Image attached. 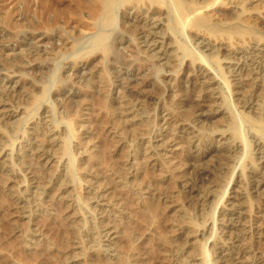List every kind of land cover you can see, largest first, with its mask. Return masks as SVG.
Returning a JSON list of instances; mask_svg holds the SVG:
<instances>
[{"label": "bare ground", "instance_id": "6f19581e", "mask_svg": "<svg viewBox=\"0 0 264 264\" xmlns=\"http://www.w3.org/2000/svg\"><path fill=\"white\" fill-rule=\"evenodd\" d=\"M69 1L72 2L73 7L65 10L61 7L53 6L50 2H48V0H45L43 9H45L46 21L44 25L37 30H16L10 39L5 41L2 35L3 32L0 29V56H3V58L5 57L9 61L6 62V64L22 60L25 56H27V58L31 57L39 59L37 63H32L26 59L22 62L23 64L17 66L19 71L10 69L12 67H9L10 70L20 73V75L38 74L41 75L42 78L44 71H48V60H51L52 58L50 57L55 56L56 54V52L54 54H50V52H52V50H49L51 45L59 48H74L81 41H88L87 47L83 48L84 50L80 49V53L73 56L70 60L62 63L59 71L57 72V79H55L56 81L53 83L54 88L52 92L50 91L51 98H54L55 100L57 99L56 97H65L70 98L71 100L76 98L78 93H76L74 87L80 86L87 80L85 79V75L87 74L86 69L88 67L86 64L87 57L90 55H94L95 58L101 57L106 70L109 72L111 77L118 82L117 88L120 90L119 92H121L129 100H124L121 96L113 98L114 106L111 107L113 124L112 126H108V133L111 135L110 139L116 138L114 142L117 144L120 143V145L124 144L127 146L130 145V147L133 146L140 148L141 151L139 153L129 154L127 157H130V159L133 157V161L141 159V164L147 166L144 168L143 176L146 177L145 179H150V176H152L154 171L158 172V176H162V178L160 177V182H168V180L171 182L175 178L177 180L176 186L178 188V195L182 198L181 206L184 208L182 211L186 209L185 211L188 212L197 204H203L211 197H215L217 195L216 188L218 185L219 187H222V185L216 181L211 185L210 191H202L204 184L207 182L211 183L213 176L216 174L222 176L223 179L226 178L227 175L233 178V174L228 172V167L230 161H232V157L240 152V143L243 145L242 147L245 152H247L248 148H250L249 146H251L252 152L257 151L262 154V157H260L261 155L259 157H255L250 152L245 156V158H242L243 160L240 162L242 163L241 172L239 174L242 180L238 181L236 188H240L242 186L244 188L245 186L246 189H252L254 192L260 190L264 183V108L262 105L264 102V86L252 84L251 86L249 85L248 88L244 89L246 86L241 82L240 78L243 73L244 75L246 73L247 75L252 74L251 71L247 72L244 69V66L247 65V63L254 64L256 60L264 62V42L258 41L259 39L254 41V39L246 45L249 50L246 48L242 49L241 47V49L231 50L226 45L224 46L220 43L214 44L215 41L213 43V41L210 42L208 39L206 40L205 37L197 34L195 31L201 30L206 33L210 32L215 34L225 29L223 32H235L238 36L245 40L244 36L246 34H252L253 32L249 33L252 25L248 27V32L243 30L242 27L244 23H258L259 21L264 23L263 14L257 12L255 7V5H260L262 2V6H264V0ZM252 3L256 4L252 5ZM222 5L227 7V11H221L220 8H222ZM253 7H255V9ZM212 16H214L215 19L219 18V20L224 17V21H221L222 25L214 22L213 20L211 21L210 19ZM249 24L250 23H248V25ZM258 24L260 25V22ZM253 27L257 28L255 26H252L251 28ZM183 35L186 39L192 40L193 44L195 43L196 46L201 45L205 40L206 42H203L204 44L201 46L202 49L206 48L208 50H213L216 53L215 56L219 55L223 58H227L229 60H227L229 65L228 67H232L233 69L236 67V71L234 72H239L238 74L240 76L238 77L239 80L236 82L234 81L232 84V80H230L227 75L229 72L223 73L224 81L228 87V95L233 93L231 86L236 85L237 88L241 89V91L246 93L248 92L246 97H244L245 94H242L243 97L242 95L241 97L238 96L236 100L232 101L231 105L226 104L225 97L224 100H222L221 105H218L216 109L210 108L206 103L207 98H209L208 92L216 90V80L210 76V71L208 72V69L205 66L200 65V63H196L198 58L201 59L205 55H202L203 53H201V51L198 54L192 53L188 50L187 46H182L183 44H180L178 39ZM57 52H59V50H57ZM178 53L181 54L179 59L181 60L182 58V64H180L183 65L182 68L180 67L179 71L176 70L177 73H175V71L174 73L164 75V73L167 72V68L174 67V61L176 60ZM185 57L186 59L184 60ZM206 58L209 59V57ZM240 58H243L246 61L239 62ZM217 62L220 68L221 61L219 64V59H217ZM2 63H0V70H9L6 68L7 65ZM207 63V67L213 66V63ZM262 64L256 65V70H254L255 73H264V64ZM161 70H163L162 74L160 73ZM213 73L215 74V72ZM162 76L174 79L176 81L175 86H168V80H165ZM259 76L257 78H260ZM30 80L25 81L23 85H32L36 88L35 84L30 82ZM11 81L9 83H12ZM163 83L167 84L166 87L162 88V91L167 96L165 101H169L171 106L174 105L171 109L164 107L163 104L161 105L160 103H155L154 96L150 94L154 88L159 87ZM5 85L6 84L2 85V87L0 86L1 107L7 104L6 102L11 104L13 103L10 92L8 93L5 91ZM51 86L52 84H50L49 87ZM49 87L38 88L40 95L35 97L34 101L31 102L32 108L35 107L34 105L39 102L43 96L46 97L49 95ZM227 98L230 97L228 96ZM258 99L260 102L262 100L261 104L260 102L259 104L257 103L259 101ZM106 101L107 100L104 102ZM140 103H150L151 105L155 104L153 112L151 115L146 112V117H140V122H133L134 117H137L135 108ZM231 106L235 108L234 110H237L236 108L241 106L243 108L241 112L246 113L245 115L243 114L244 116H241L240 114L238 115L241 120L240 123L237 119V115H234L236 117L235 118L232 115L234 112L231 114V109H233ZM32 108L31 110H34V108ZM47 112L48 110L46 107L41 106L39 115L42 117V122H40V124L43 126V131H40L39 133L35 132L38 127L34 125L29 134L28 131H25L17 142L14 141L17 146H15L16 156H14L13 160L19 161L18 163L25 166V170L27 172L24 173V178L26 179L28 185L35 184L36 187L41 188L44 191H47L48 189V191L56 190L62 195L69 190L70 187L68 181L74 179L76 174L75 171L81 172V170H84L86 174V178L84 180L85 182H89L87 194L91 195L95 199V205L99 206L101 201H107L106 199L110 198L106 196V189L99 192L96 190L94 185L96 181L102 177L91 172L93 167H96V160L91 165L90 163L86 164L81 161H76L75 165L72 162L71 168L67 171L63 169L59 175L52 177L48 186H45V181L47 180L46 176L38 178L36 175L34 176L35 170L33 169L34 166L32 163H30V159H39L48 164L54 161L55 157L53 155L55 153H60L63 156H67V161H71V151L67 143V141H69V137L67 138V134L69 131H72L73 135H75V133L72 127L68 132L65 128L59 130L58 126L53 128H51V126L48 127V125H50L49 121L52 123V119H49ZM23 114L24 112L22 110L8 111L6 117L12 118ZM218 115L229 116L228 118H224V129H219V125L210 124ZM32 116L33 115H31V117ZM127 118H129L128 121H126ZM207 123L209 125L205 127L202 125ZM244 123L247 124L246 127L251 129V131H254L249 132V129H246L248 136L246 133L245 135L249 137V141L245 140L246 138L244 137V134L242 135L244 140L241 136L244 132ZM84 130L83 134L85 135L91 133L87 129ZM58 131L59 133H62V135L64 134L66 136L63 140L61 139L62 142L59 141L61 145L52 140L55 139L53 136ZM172 131H177L180 135L173 136L171 135ZM214 132H217L214 141L220 144L219 147L213 145V143H215L212 142ZM29 135H33V138L29 143L23 145L22 138L28 137ZM154 138H158L156 143L152 142ZM235 140L240 142H237L239 145L235 143ZM171 144L173 145L171 146ZM83 145L84 144L82 143V147ZM175 145L180 146L182 154L181 159L176 161L164 159L163 151L172 149ZM106 146H104L105 149L107 148ZM78 148L80 147L77 145L73 146V156L76 155L75 153H79L77 150L80 149ZM85 148L86 147H84V149ZM50 152H53V155ZM7 155L8 154H6V152H3V149H0V173H3L11 178L15 176L14 172L7 170L2 160ZM30 155H33V157ZM210 155L215 156V161L213 160L214 162L211 165H207L206 163V165H204L203 160ZM94 158L97 159V157ZM65 165L67 166V164ZM128 170L130 171V167ZM118 172H120L119 168L114 169L112 173L110 172L111 176H109V174L108 176L110 178L112 177V180H115L120 174H118ZM112 174L117 175L112 176ZM163 176H167V178L164 179ZM160 186V184L149 180L148 183L143 185L137 184L136 187L129 190L131 205H135H132L134 207L132 213L135 217L140 218L141 223H148V212L157 205L156 201H159V203L161 202L166 206H169L167 204L173 202L172 200L174 196L163 191L164 189ZM236 188H232L229 192V194H233L234 200L230 201V199H225L220 203V207L230 205L233 209H229L227 213L223 210L218 211V217L219 220L222 221V225L217 227L216 230L219 235L211 244L213 247V251L209 255V262L211 264H218L216 263L217 261H219V263L221 262L220 264H258L260 261L264 260V255L256 251L257 249L252 243V240L249 239L248 234L242 233L243 235L240 236H230L234 225L228 221L233 218H237L238 220L242 218V208L238 206L239 204L234 202L239 198L236 194ZM7 193L12 198L18 214L21 215V217H29L28 215L30 214L25 215V213H28L25 210L27 207H30V194H28V196L23 195L25 191L23 192L20 190L16 195L11 189L7 190ZM143 193L148 195L145 204H142L140 199ZM43 201L44 200L41 201V205L44 204ZM262 201H264V199L261 200L262 205H264ZM66 206H68L69 210H73L72 204H68ZM123 209H119L120 211L118 212L125 213V210L123 211ZM211 209L212 208H210V211H212ZM97 210H99V208ZM186 214L187 213H185V215L181 214L178 218L179 224L184 221L186 225L178 227L181 232L177 235V239L175 238L174 240H170L168 237L166 238V236L158 237L156 240L153 238L156 241L155 245L159 242L158 245H162L161 249L164 250V252H167V255L170 258L172 257V259H174L173 257L175 251L173 250V247H167L169 244L171 246L174 243L177 244V246L181 244L185 245L188 238L201 240L205 237V235L209 234L207 232L208 228L205 229V231L203 230V222L197 221L199 220V217L202 216V212L196 213V218L189 217L188 214ZM205 214H209V210L208 213ZM95 216L97 221L95 222L96 225L94 224L90 228L94 231V234L98 235V238L105 237V241H107L109 247V251L106 252L114 253L117 249L115 247L113 248V245L119 230L115 229L113 225L110 224V215L105 211L101 210L96 213ZM121 218L122 217H119V219ZM216 220L218 221V219ZM214 222L215 220H213L212 226ZM247 222H250L248 226L252 229L251 234H253L255 229L264 225V221H259L254 218L251 219V221L248 220ZM71 227H73V225ZM199 228H202V230L199 231ZM78 229H80L79 226L76 230L79 231ZM242 230L244 231V229ZM77 231L75 234L78 233ZM130 232L127 231L128 234L130 233L128 240L133 238L131 237L132 234H134L133 230ZM69 233L71 234V232H68V234ZM65 234L67 235V233ZM63 235H59V237H61L60 239H63ZM79 235H81V233ZM79 235L78 237H83ZM34 236L33 232H27L26 235L25 233H21V238H18L21 241L31 242ZM83 239L84 238H82V240ZM88 239H90L89 242L94 244L90 237H88L87 240ZM225 243H228V245H225ZM159 247L160 246L157 248ZM225 249L229 250V252H224ZM57 251L59 250H53L51 253L55 254ZM86 251L88 254L94 252V250H90V247L89 249H86L85 252ZM97 251H99V249ZM68 252L69 251L67 250L62 252V254H59V257L63 255L65 256L63 258H69L67 255L71 254V252ZM58 253L59 252H57V254ZM87 253H83L82 258H86ZM203 254L205 255L204 250ZM204 255L203 257L206 258ZM104 257H109V255L105 253ZM175 259L178 264L179 262L180 264H186L187 262H185V260H180V258ZM119 263H121L120 259L117 264Z\"/></svg>", "mask_w": 264, "mask_h": 264}, {"label": "rangeland", "instance_id": "374dc122", "mask_svg": "<svg viewBox=\"0 0 264 264\" xmlns=\"http://www.w3.org/2000/svg\"><path fill=\"white\" fill-rule=\"evenodd\" d=\"M44 2L45 0H0V29L3 32L2 35L5 41H8L7 39H10V37L15 33L16 30H37L44 25L46 21L45 9H43ZM48 2H50L53 6L61 7L65 10L68 8L71 9L73 7L72 2H70L69 0H48ZM253 4L255 5L256 3H252V5ZM262 5L263 2L260 5H255V7L257 12H260L264 16V6ZM255 7L253 8L255 9ZM220 9L222 12H225V10L227 11V7H225L224 5H222V8ZM223 18L219 20V18L215 19L214 16H212L210 20H213L214 22L222 25L221 21H224ZM259 22L260 25L258 24ZM259 22H246L243 24L242 28L247 32L249 31L248 27H250L251 25L258 28H251V26V31L249 33H253L246 34L244 36L245 40L242 39V37L238 36V34L235 32H223L225 29L215 34L210 32L206 33L201 30H197L195 32L205 37L206 40L208 39L210 42L213 41V43L215 41L214 44L220 43L224 46L226 45L231 50L241 48H246L249 50L248 46L246 45H248L251 40L255 39L254 41H257V39H259L258 41L264 42V23L262 21ZM248 23L250 24L248 25ZM178 40L181 45L183 44L182 46H187L190 52L198 54L201 51V53H203L202 55H205L201 59L198 58L196 60V63H200V65L205 66L208 69V72L210 71V76H212V78L216 80V90L208 92L209 98H207L206 103L210 108L216 109L218 105H221L222 100H224L225 97L226 104L230 105L232 104V101L236 100L238 96L241 97L242 94H245L244 97H246L248 92L246 93L241 91V89L237 88L236 85L231 86L233 93L231 95H228V87L224 81L223 73L229 72L227 73V75L228 78L232 80V84L234 83V81H238V77L240 76L238 74L239 72H234L236 71V67L234 69L232 67H228L229 60L227 58H223L222 56L217 55L219 57L218 58L217 56H215L216 53L213 50H208L206 48L202 49L201 46L206 42L205 40L203 41L204 43L202 42L201 45L197 46L195 45V43L193 44L192 40L186 39L184 35L181 36V38H179ZM87 44L88 41H81L74 48H59L51 45V47H49V50H52L50 54H54L55 52L56 54L55 56L50 57L52 58L51 60H48V71H44L42 78L41 75L38 74L20 75V73L12 71H19L17 69V66L23 64L22 62H24L26 59L32 63H37L39 59L31 57L27 58V56H25L22 58V60L14 61L11 64H6V62L9 61L5 57L3 58V56H0V63L4 61L2 64L5 63L7 67L5 65L4 66L7 69H9V67H12L10 68L12 70L9 69L10 71L0 70V86L2 87V85L6 84L5 91H7L8 93L10 92L11 99H13L12 104L6 102L7 104L2 107L0 106V149H3V152H6V154H8L2 159L4 165L6 166L5 168L7 170L13 171L15 175L14 177L9 178L7 175L0 173V264H113V262L114 264H117L119 259L121 260V263L119 264H178L175 258H180V260H185V262L187 261L186 264H211L209 262V255L213 251V247L211 246V244L219 235L218 231L216 230L217 227L222 225V221L219 220L218 217V211L223 210L227 213L229 209H233V207H231L230 205L220 207V203L225 199H230V201L234 200L233 194H229V192L232 188L237 187L238 181L242 180L241 176H239L241 172L240 170L242 163L240 162H242V158H245V156L250 152L255 157H259L260 155V157H262V154L258 153L257 151L252 152L251 146H249L250 148H248V151L245 152L242 147L243 145H241L238 140H235V143H240V145L239 143L237 144L240 146L241 150L239 152L240 154L238 153L237 155H234V157H232V161H230L229 163L228 172L233 174V178L227 175V177L223 179L222 176L216 174L215 176H213L211 183L207 182L204 184L202 191H210L211 185L216 181L217 183H220L222 185V187H219L218 185V187L216 188L217 195L215 197H211L212 199H208V201L204 202L203 204H197L188 212L185 211L186 209L182 211V209L184 208H182L181 206L182 198L178 195V188L176 186L177 180L174 178L171 182L170 180H168V182H160V177L162 178V176H158L159 174H157L158 172L156 171H154L152 176H150V179H145L146 177L143 176L144 168H146L147 166L141 164V159H137L138 161H133V157L131 159L130 157H127L129 156V154L139 153L141 151L140 148L133 146L130 147V145L127 146L124 144L120 145V143L117 144L116 142H114L116 138L110 139L111 135L108 133V126H112L113 124V117L111 116V107L114 106L113 98L121 96L124 100L128 99L121 92H119L120 90L117 88L118 82L115 81L106 70L101 57L95 58L94 55H90L87 57L86 64L88 65V67L86 69L87 74L85 75V79L87 80L80 86L74 87V90L76 91V93H78V96L76 98L71 100L70 98L56 97L57 99L55 100L54 98L50 97V93L54 88L53 83L56 81L55 79H57V72L59 71L62 63L64 61L70 60L73 56L80 53V49L87 47ZM199 46L201 47V49ZM57 50H59V52H57ZM179 56H181V54L178 53L175 60L176 62L174 61V67L167 68V72H163L164 75L174 73L176 70L179 71L180 67L182 68L183 65H180L182 64V58L180 60ZM206 57H209V59ZM185 59L186 57L184 58V60ZM217 59H219V64L221 61L222 68H219ZM242 61L246 60L240 58L239 62ZM259 61L260 60H256L254 64L247 63V65L244 66L245 71L252 72V74L249 75H247V73L244 75L243 73L242 77L240 78L241 82L246 86L244 89L248 88L249 85L251 86L252 84L264 86V73L258 74L254 71L256 70L257 64H264V62ZM207 62H209L210 64L213 63V66L207 67ZM162 71L163 70H161L160 72L161 74ZM177 71L175 73H177ZM213 72H215V74ZM258 76L260 78H257ZM162 78L168 80V86H175L176 81L174 79L169 77L165 78L163 76ZM29 80L30 82L35 84L36 88L32 85H23L25 81ZM10 81L12 83H9ZM50 84H52V89L51 87H49ZM166 86L167 84L163 83L159 87L154 88L152 92H150V94L154 96L155 103H160L161 105L163 104L164 107H168L171 109L172 107H174V105L171 106L169 101H165L167 96L162 91V88ZM42 87H49V95H47L46 97L43 96L40 101L34 105V110H31V102L34 101L35 97H38L40 95V91L38 88ZM228 96L231 99L227 98ZM105 100H107L109 103L107 101L104 102ZM259 102L260 100L257 103L259 104ZM262 105L264 108V102ZM41 106L46 107V109L48 110L47 115L49 116L50 120L52 119V123L51 121H49L50 125H48V127L51 126V128H53L58 126L59 130L65 128L67 129V132L72 127L75 135H73L72 131H69L67 134V138L69 137V141H67V143L71 151V161H67L68 158L66 155L63 156L60 153H55L53 155V152L50 153L55 157L54 161L48 164L39 159H30V163H32V165L34 166L33 169L35 170V174L33 172L34 176L36 175L37 178L46 176L47 180L45 181V186H48V184H50V179L56 175H59V173H61L63 169L67 171L69 168H71L72 162L75 165L76 161H81L86 164L90 163L91 165L96 160V167H93V170L91 172L97 176L102 177L99 178L94 185L96 187V190L99 192L106 189V196L110 199H106L107 201H101L99 206L95 205V199L91 195L87 194V191L89 189V182H85L84 180L86 178L84 170H81V172L75 171L76 174L74 173L75 177L74 179H72L73 181H68L70 188L63 195L56 190L48 191V189L47 191H44L41 188L36 187L35 184H27V181L24 178V173L27 172L25 170V166L18 163L19 161L13 160L14 156H16L15 146H17L16 142L19 138L22 137L24 132L28 131L29 134L34 125L38 127L35 132L39 133L40 131H43V126H41L42 124H40V122H42V117L39 115ZM154 106L155 104L151 105L150 103L138 104L135 108L136 111L134 109L137 117H134V119L132 118L133 122H140V117H146V112L151 115ZM234 109L235 108L231 109V114L234 112V114L232 115H237V119L240 123L241 120L238 115L240 114L241 116H244L246 113L241 112L243 110L241 106H238L236 108L237 110ZM14 110H22L24 114L12 118L6 117L8 111ZM31 115L33 116L31 117ZM228 117V115H218L212 120V123H209L215 124L217 126L219 125V129H224V118ZM128 120L129 118L126 119V121ZM16 124H18L19 126ZM202 125L205 127L209 124L207 123ZM243 125L244 132L241 131L243 132L241 136L243 134L245 135V133L249 129L248 127H246L247 124L244 123ZM84 129L89 130L91 133H88L86 135L83 134V132L85 131ZM249 132L254 131H251V129H249ZM216 133L217 132L213 133L214 135L212 136V142H215L213 143L214 146L219 147L220 144L214 141ZM171 135L178 136L180 135V133H178L177 131H172ZM246 135L248 136L247 133ZM246 135L244 136L246 138L245 140L249 141V137H247ZM53 137L55 139L52 140L55 141V143L58 142L59 145H61V139L63 140L66 136L64 134L62 135V133H59L58 131ZM244 137L242 136L243 140ZM32 138L33 135L22 138V144L24 145L26 143H29ZM157 141L158 138H154L152 140L153 143H156ZM82 143L84 144L83 147ZM106 143H108L109 145ZM75 145L79 146L80 148L78 149L80 150H77L79 151V153L77 152L75 153L76 155L73 156V146ZM172 145L173 144H171V146ZM104 146H106L107 148L105 149ZM84 147L86 148L84 149ZM89 152H92V155ZM163 153L164 159L172 161L180 160L182 157L179 145H175L172 147V149H167L163 151ZM30 156L33 157V155ZM94 157H97V159ZM213 160L215 161V156L210 155L205 160H203V164L211 165L214 162ZM65 164H67L68 167ZM141 165L143 166V168ZM129 167L130 171L128 170ZM117 168H119L120 172H118V174H120L118 178L112 180V177L110 178L109 176H111V173L114 171V169ZM114 175L112 174V176ZM163 178L165 179L167 178V176H163ZM149 180L153 181L154 183L160 184V187L164 189L163 191L174 197L172 200L173 202L167 204L169 206L156 201L157 205L148 212V223L144 224L143 222L141 223L139 217H135L132 213V210L134 209L133 206L135 205H131L129 199V190L136 187L137 184H146L149 182ZM9 189H11L12 192L16 195L20 190L23 192L25 191L23 195L28 196V194H30V207H27L25 210L26 212H28L25 213V215L30 214L28 215L30 218L27 217V219L26 217H21V215L18 214L12 198L7 193V190ZM236 194L239 198L234 202L236 204H239L238 206L242 208V218L240 220H238L237 218H233L228 221L229 223L234 225L230 236L236 237L243 235L242 233L248 234L249 239L252 240V243L257 249L256 251L264 255V225L260 228L255 229L253 234H251L252 229H250L248 226L250 222H247L248 220L251 221V219L253 218L258 219L259 221H264V205H262L261 203V200L264 199V183L261 186L260 190L257 192H254V190L252 189L248 190V188L246 189L245 186L244 188L242 186L240 188H236ZM147 196L148 195L146 193H143L141 195L140 199L142 204H145ZM42 200H44L43 205H41ZM262 202L264 204V201ZM68 204H72L73 210H69L68 206H66ZM65 206L67 207L68 211ZM98 208L100 211L103 210L110 215V224L113 225L115 229L119 230V232L117 233V238L113 245V248L115 247L117 249V251L115 250L114 253L106 252L109 251V247L107 241H105V237L101 236L102 238H98V235L94 234V231L90 228L94 224L96 225L95 222L97 221L95 214L100 212L99 210H97ZM121 208L123 209V211L125 210V213L122 212V214L121 212H118L121 210ZM210 208H212V211H210ZM208 210L209 214L206 215L205 213H208ZM184 212L187 213L189 217L195 218L197 216L196 213L202 212V216H200L199 220L197 221L203 222V230L205 231V229L208 228L207 232L209 234L205 235V237L201 240L188 238L185 245L181 244L182 246H177V244L175 243L172 244V246L170 244H167L168 248L173 247V250L175 251L173 257L174 259H172V257L170 258L167 255V252H164V250L161 249L162 245H158L159 242H157L158 244L155 245V240L161 236H166V238L168 237V239L170 240H174L175 238L177 239V235L181 232L178 227L186 225L184 221L180 222V224L178 222V218L180 217V215H185ZM118 213L120 214V216ZM119 217L122 218L119 219ZM216 219H218V221ZM213 220H215V222L212 226ZM72 225L73 227H71ZM76 226L77 228L78 226L80 227V229H78L80 232L76 230ZM242 229H244V231ZM131 230H133L134 232V234H132L131 236L133 238L128 240V236H130ZM201 230L202 228H199V231ZM76 231L78 232V235L81 233V235L79 236L83 237H78V235L75 234ZM127 231H129L130 233L128 234ZM27 232L34 233L35 236L33 237V240L31 242L21 241L18 237L21 238V233H25L26 235ZM68 232H71V234H68ZM65 233H67V235ZM59 235H63V239H60L61 237H59ZM88 237L91 238V241L93 240L92 242H94V244L89 242L90 239L87 240ZM82 238L84 239L82 240ZM225 245H228V243H225ZM156 246H160V249ZM82 247L84 250L82 249ZM89 247L90 250H94V252L89 253L90 255L87 253V251L85 252V250L89 249ZM194 247L197 249H195ZM96 249H99V251H97ZM53 250H59L57 251L59 253H51ZM66 250L69 251L68 253L71 252V254L67 255L69 256V258H63L65 257L63 255L59 257V254H62V252ZM203 250L205 252V255L203 254ZM103 252L104 255L105 253H107L109 257H104ZM224 252L228 253L229 250L225 249ZM83 253H87V255L85 254L87 259L85 257L82 258ZM202 254L206 258H204ZM216 263L220 264L221 262L219 263V261H217ZM258 264H264V260L260 261V263Z\"/></svg>", "mask_w": 264, "mask_h": 264}]
</instances>
